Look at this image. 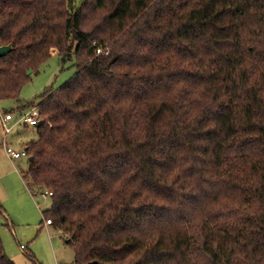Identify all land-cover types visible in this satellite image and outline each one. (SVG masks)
<instances>
[{
  "label": "trees",
  "instance_id": "1",
  "mask_svg": "<svg viewBox=\"0 0 264 264\" xmlns=\"http://www.w3.org/2000/svg\"><path fill=\"white\" fill-rule=\"evenodd\" d=\"M5 44L0 100L75 57L24 180L76 264H264V0H0Z\"/></svg>",
  "mask_w": 264,
  "mask_h": 264
},
{
  "label": "rangeland",
  "instance_id": "2",
  "mask_svg": "<svg viewBox=\"0 0 264 264\" xmlns=\"http://www.w3.org/2000/svg\"><path fill=\"white\" fill-rule=\"evenodd\" d=\"M81 1L76 0V6ZM76 70L75 57L64 60L57 49H52L51 57L40 66L38 73L31 74L30 80L23 87L22 102L0 100V110L23 109L25 105L38 102L41 93L48 88L60 87L74 76ZM37 136L35 126H17L8 141L14 147L21 148ZM0 165V174H9L0 181V204L5 210H10L16 231L15 235L0 212V233L8 256L15 264H75V250L67 242L68 237L56 228L44 226V215L38 209L37 203L33 207H37L38 213L29 208L19 196V185L28 187L24 175L30 166L29 158L12 161L5 147L0 144ZM36 200L43 209L50 207V196L38 193ZM22 206L28 209L26 213L21 212ZM22 244L25 245L24 250L21 248Z\"/></svg>",
  "mask_w": 264,
  "mask_h": 264
},
{
  "label": "built area",
  "instance_id": "3",
  "mask_svg": "<svg viewBox=\"0 0 264 264\" xmlns=\"http://www.w3.org/2000/svg\"><path fill=\"white\" fill-rule=\"evenodd\" d=\"M101 52V49H98ZM40 108L35 104L23 109L0 110V141L4 144L5 150L13 161L21 158H29L27 147L16 148L9 143L8 138L14 127L17 126H37L41 121ZM44 196H51L53 191H45L41 193ZM47 224H53L52 219H46ZM24 250L25 245H21ZM59 264V263H57Z\"/></svg>",
  "mask_w": 264,
  "mask_h": 264
},
{
  "label": "crops",
  "instance_id": "4",
  "mask_svg": "<svg viewBox=\"0 0 264 264\" xmlns=\"http://www.w3.org/2000/svg\"><path fill=\"white\" fill-rule=\"evenodd\" d=\"M23 126V125H22ZM23 127H30V126H23ZM0 144H2L3 146H4V144L0 141ZM0 168H1V165H0ZM7 175H9V174H7ZM7 175H5V174H0V181L1 180H3ZM7 178V177H6ZM26 184V183H25ZM19 187H21V188H19V196H21V198L23 199V201L26 203V205L27 206H30L29 208H31L33 211H36L37 213H38V211H37V207H38V209L40 210V212L44 215V211L45 210H47V209H49L50 207H51V203H50V207L49 208H47V209H43L42 208V205L39 203V202H37V200H36V198H37V194L38 193H33L30 189H29V187H26V185H22V184H20L19 185ZM10 190V189H9ZM0 201H1V199H0ZM2 202V201H1ZM37 203L36 205H37V207L35 206V207H33L34 206V203ZM28 209L25 207V206H22L21 207V212L22 213H26V211H27ZM0 212L3 214V216L5 217V219L7 220V222H8V226L11 228V230H12V232L16 235V231H15V220H14V218H12V214H11V212H10V210H5L4 209V207L0 204ZM43 221H44V226H46V227H53V228H56L53 224H47L46 223V219H45V217H44V219H43ZM57 229V228H56ZM59 230V229H58ZM59 231H61V230H59ZM57 263H59V262H57ZM75 263V262H74ZM60 264V263H59ZM76 264V263H75Z\"/></svg>",
  "mask_w": 264,
  "mask_h": 264
},
{
  "label": "water",
  "instance_id": "5",
  "mask_svg": "<svg viewBox=\"0 0 264 264\" xmlns=\"http://www.w3.org/2000/svg\"><path fill=\"white\" fill-rule=\"evenodd\" d=\"M12 50V45L10 44H5V45H0V56L8 54ZM32 73V69L28 70V74ZM32 160V157L30 158Z\"/></svg>",
  "mask_w": 264,
  "mask_h": 264
}]
</instances>
